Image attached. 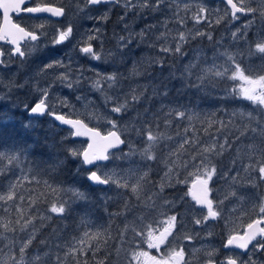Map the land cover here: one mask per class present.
<instances>
[{"label": "trees", "instance_id": "16d2710c", "mask_svg": "<svg viewBox=\"0 0 264 264\" xmlns=\"http://www.w3.org/2000/svg\"><path fill=\"white\" fill-rule=\"evenodd\" d=\"M205 1L226 5L223 1ZM259 21L258 16L253 30L242 42L241 51L227 52L235 57L236 62L240 63L249 75L264 74V58H261L259 53L253 55L250 48L251 42L257 37L255 31L257 33L262 28ZM213 22L212 19L202 24L206 25L207 29L215 31L214 38H218L219 28L222 25L215 26ZM189 40H192V45L188 42L185 47L193 46L194 42L204 47L202 55L194 63L196 68L191 75L186 72L182 61L179 64L176 56L173 60L169 57L160 68L157 63L148 70H144L143 67L138 70V67L146 62V55L150 54L152 46L149 44H146L148 51L143 43L136 45L134 52L128 54L124 60L118 61V57L114 59L110 57V60L102 58L104 60L99 61L101 63L96 68L101 72L97 73L117 74V81L133 86L134 95L141 99L130 102L128 108L119 115L107 113L106 106L103 108V113L107 114L103 119L92 118L88 111L86 116L78 115L102 132L109 130L105 123L107 120H116L119 126L128 130V133L123 134L126 141L123 148L130 145L147 146L148 143L154 145L145 155V158L147 155L154 157V159L146 158L150 167L149 177L145 180L146 186L150 190V200H157L150 204L144 200L148 197L147 193L139 195L129 189L122 193L120 189H117L116 194H110L106 186L92 185L87 179V172L80 166L79 160L68 156L64 150L72 145V141L61 142V137L67 135L68 129L58 127L47 115L32 127L25 128L28 120L24 105L33 103L36 98L35 93L23 96L20 99V105L14 100L17 98V93L10 95L11 99L13 98L11 104L9 102L6 105H0V115H3L5 119L11 117L8 127L0 128V141L9 144L18 143L22 147L31 146L28 154L22 157V168L38 170L41 175L36 177L37 181L46 180L54 187L64 190L59 197L66 202V211L63 214L51 213L48 218L47 207L52 202L50 191L42 182L33 181L29 174V179L20 181V195H23L25 199L21 201L16 198V207L10 208L5 214L11 216V219L7 218L6 222V225L11 227H14L11 223L12 217L18 215V210L24 212L26 216L34 217L32 224L37 235L33 239L32 247L39 249L42 255L50 254L49 258L41 264H55L57 256L67 257L63 264H75L77 259L80 264H97L100 260H103L104 264H133L129 256L130 239L135 238V232L138 231L137 228L133 231L131 226H125L122 217L131 214L135 215L134 218L140 214H144L145 218L152 217L159 212L157 207L161 206L162 200H171L175 197L178 187L166 189L163 192H159L158 187L166 167L167 158L163 155L168 145L182 135L187 134L190 137V140L181 146V162H184L186 159L193 160L196 157L202 160L205 149L200 145L211 142L215 147L213 153L216 157L211 159V166L217 168L226 163L230 155V141L233 138L258 131L264 135V111L262 108L261 110L254 108L261 106L249 102L240 94L236 86L237 81L216 77L214 73L206 71L213 64L219 65L225 61L221 55L223 52L220 54L216 52V49L212 47L214 41L211 42L206 37ZM131 68L134 69L133 73L130 72ZM86 69L91 70L89 66ZM149 71H156V73L150 75L146 84H142L140 73L147 74ZM87 73L85 76L87 79L83 83L81 81L77 89L84 92L86 97H90L88 92L94 93V104L88 107L95 110L100 104L108 105L104 94L94 91L91 87V81L96 78V73L94 71ZM114 88L115 86L106 88V94L114 91ZM70 96L72 97V94ZM165 104L166 106H163ZM180 112L185 115L178 116L177 113ZM148 132L152 134L151 139H146ZM221 144L224 146L221 147ZM238 154L239 152H236V156ZM246 157L254 164H264L263 157L256 158L250 155ZM244 160L248 162V159ZM73 188L84 195L70 199L69 203L66 200V193ZM29 197L37 201L41 211L34 212L28 207ZM152 205L156 209L150 208ZM79 212L93 215L92 219L96 221L95 228L89 232L94 235L85 239L83 246L98 249L95 253L81 251L77 255L76 252H70L72 241L84 230L80 225L83 219L73 216ZM3 216L0 214V218ZM14 229L17 228L14 227Z\"/></svg>", "mask_w": 264, "mask_h": 264}, {"label": "rangeland", "instance_id": "374dc122", "mask_svg": "<svg viewBox=\"0 0 264 264\" xmlns=\"http://www.w3.org/2000/svg\"><path fill=\"white\" fill-rule=\"evenodd\" d=\"M121 2L122 0H119V3L117 5H111L106 11L107 13L117 6L115 8V15L113 13L111 17H109L110 15L108 17L110 18V20H112V22L115 23L116 27H118V30L114 27V29H112V33H109L110 41L113 43V37L115 41L108 50H104L102 52L105 57L111 55L113 59L114 57H118V61H120L124 60L128 56V54L134 52V49L137 47L136 45L143 43L147 48L146 51L149 50L146 44L151 45L152 49L150 50V54L146 55V62L143 64V66L138 67V70L141 69V67H143L144 70H148L152 67V65L157 63L160 68L162 64L164 66V62H166L169 57L170 60H173L175 56L177 57L179 64L180 61H182V64L185 67H187L190 63L194 64L195 61L202 55L204 47L200 43L196 42H194L195 44H193V46L191 47H185V45L188 44V42H191L192 45V40L189 39H197L198 37L190 36L189 39L184 42L181 53H164L161 52L160 49L164 47H174L175 38L178 37V34L180 32H184L186 35H189V33L194 35L197 31H209V29L205 27L206 25L202 24L207 20L211 21L213 19V25L215 26L219 24L222 25V27L219 28L218 38H214L215 31H211L213 36V40L211 42L214 41L212 43V47L213 49H216V52H218L219 54L220 52L227 53L228 51L232 52L234 50L241 51L240 48L242 46V42H244L245 40L241 39L240 36H243L245 33H247V35L250 34V31L253 30L255 20H257L258 16L260 17L259 22L261 23L262 28L257 33L255 31V36H264V14H261L262 10H264V0H257L256 13H254L253 15L243 13L240 15V19L238 21L232 20L230 18V9L228 8V6H224L219 2H214L213 4H211L205 0H165L160 9L156 12H152L151 10L141 12L138 8L127 12V8H123ZM237 2L239 3V0H237ZM186 5L188 6L187 11H185ZM201 5L211 11L210 15L207 11L201 13L204 18L197 22L192 19V17L197 13L198 8ZM250 6L255 5H251L248 3V0H245L244 7L247 8ZM227 11L228 15H226ZM125 12H127V15H125ZM122 17L124 19H121ZM78 20H80L81 22L84 21L86 23L83 24L82 22L81 24H79V26H82L84 28L79 29V34L76 33V35L70 42H65L63 45L58 46L52 44H40V47L37 49V55L34 58V69L28 77L29 83L31 81L34 82L33 84L38 82V87L44 88L48 87V85H51L53 87L54 83L58 82L55 80L56 75L59 74L58 72H49L47 77H42L39 74L42 65L52 59H62L65 61V63L71 61L72 68L74 69L75 65L71 58L72 46L78 40H80L85 33L94 34L92 30L100 28L103 35L101 37V40L99 41H102L103 43V39L106 36V29L105 27H102L101 24L96 23L99 19H97L94 24H88L89 22H94V19H83L79 17ZM216 20H219L220 22L217 24ZM181 21H183V23H181ZM192 21L194 22L193 24ZM244 25H248V27L245 28ZM236 29H241V33L240 36L237 37L236 41H233L231 33ZM142 30L144 32L143 37H141L140 35ZM121 36L125 37L126 46L124 47H121V45L118 43L119 37ZM129 40L130 43L128 44L127 41ZM66 53H69L70 55L66 56ZM168 54L170 55L168 56ZM31 55H33V53ZM161 61L162 63H160ZM219 65L224 66L225 61L220 63ZM97 67L98 66L94 67V69H96ZM77 68H79V66ZM74 72L78 73V69H76ZM97 72H101V70L97 69ZM130 72L133 73L134 69L131 68ZM79 73L81 72L79 71ZM153 73H156V71H149L147 74L140 73L141 83L146 84V82L150 79V75ZM74 78L75 76H73V79ZM51 80H55V82H52ZM0 82L2 83L0 84V97H3L0 98V102L5 99H11L10 95L15 94L18 89L16 87L13 88L9 86L12 84V82L6 83L2 80H0ZM24 83L25 81L23 82V84ZM64 86H66V84H64ZM236 86L237 90L239 91L243 86V81L237 80ZM134 90L135 89L133 86L127 83L122 84L120 81H117L114 91L108 93L107 95L118 97L121 100L128 99L130 103L131 96L135 94ZM68 92L74 93L75 95H72V97H63L60 96V94L57 92L55 96L67 98L74 105L78 115L82 114L86 116L88 111V114L92 118L103 119L106 114L110 112L109 109L112 106L110 103L104 106H101L100 104L99 107H95L96 109L94 108L95 110L88 107V105L93 106L94 104L93 101L95 97L94 93L92 92H88V96L90 97H86L84 95V92H80L79 89L68 90ZM78 96L82 97V99L77 100L76 98ZM139 99L141 98L139 97ZM249 102L253 103L250 100ZM105 106L107 109V113H103V108ZM163 106H166V104ZM260 106L261 107L257 106L254 108L258 110H261L260 108H262V111H264V106ZM65 110L66 113L72 111V109L68 108H65ZM112 114L119 115L115 113ZM110 129L112 128H109V130ZM115 129L118 130V132H120V134L122 135L124 133H128V130H126L122 126H119L118 124ZM258 132H254L252 134L248 133L247 136H238L230 141V155L227 157L225 164L219 165L217 168H215V182L210 184V187L213 190L212 193H210V197L214 201V209H216L215 205L217 202L223 201V203L220 205L223 211V218L219 220L209 219L201 225L194 224V219H198L203 215H206L207 210L199 207L189 192V189H191L192 179H194V177L190 178L186 184H177L176 181L177 179H185L189 173L198 171L205 165L212 167L211 159L216 158L213 153L215 147L211 142L203 143L200 146L204 147V149H207V151L204 150L205 156L202 160H198L196 157L193 160L186 159L184 162H181V146L184 143L188 142L190 140V137L187 134L182 135L179 138L175 139L172 144L167 146L166 152L163 156L167 158L166 165L171 166L173 169V172L169 174V176H171L172 178L165 176V172L167 171V167H165L159 180L158 187L160 188L161 183H164L166 185L164 190L178 187L179 189L176 190L175 197L171 200H162L161 206L157 207L159 212L153 214L152 217L148 216L147 218H145L144 214H140V216L136 217V219L134 218L135 215L131 214L128 216L123 215L122 218H124L125 221L123 222L124 225L131 226V229L133 231L135 230V228H137V231L139 232L140 230H143L144 225H152L154 236H158L159 232L162 231V227L160 223H153V221H167L170 216H176V227L173 229L175 238L172 239L171 237H169L168 249H166L164 246H161L160 249H150L146 242L142 243L143 237H132L130 239L131 247L129 249V256L132 259L133 264H151L149 257L156 256L160 258V256L164 255L165 251H168L169 249H176L178 247L184 248L185 258L189 263L192 260L191 253L194 251H200L202 253V257L206 256L208 258L209 253H213L215 255L216 251L218 250V246L222 245V241L225 238H228L230 234L242 233L243 229H241L239 225L249 222V218H252L253 214L258 212V208H256L255 206L264 202V188L260 189L261 179L259 178L258 172V168L262 163L254 164L251 159L246 157L250 155L251 157L264 158V139H262V136L264 135ZM76 145L79 146V141H76ZM153 146L154 145H151L150 143H148L147 146L130 145L126 148H121L120 150L113 152V154L111 155V160L108 163V170L114 172L118 179L126 177L129 174L133 175L134 177L141 176L144 171L150 170V167L145 158V155L148 151L145 152V149L150 150V148H152ZM223 146L224 144H221V147ZM231 152L233 153L231 154ZM236 152H239L237 156ZM244 159H248V162ZM21 165L22 163L19 165V168H22ZM20 176L21 172L18 169L15 173V176L10 175L8 179L12 180L15 183L16 180L20 178ZM133 182L135 181L133 180ZM7 183L8 180H0V185H3L5 190ZM146 184L147 183L145 181H141V185L139 186L136 193H139V195L147 193L148 197L144 198V200L146 203L150 204L157 200H150V190L147 188ZM262 184L264 185V181ZM117 189V187L112 186L109 190V193L116 194ZM119 189L122 193H124L128 189L131 190V188ZM20 193L21 191L19 189L18 194L20 195ZM73 198H75L73 193L67 191L66 200L70 203V199ZM165 201H167L168 203L165 204ZM0 205H2L0 207L3 208V211H0V214L4 215L0 218V246H4L2 247V249H0V264H8V255H6V253L10 254L12 244L14 242H19L26 239L27 236L31 234L30 232L33 229L29 228L26 230L29 232L21 231L20 226L14 224V222L19 218L18 215L12 217L11 220L12 225L17 229L15 231L11 230V228L6 229L4 226L7 224V218L11 219V216L5 215V212H7L11 207L8 203H5L3 201H0ZM179 206H182V208L180 209ZM150 208L154 209L155 207L154 205H152ZM79 213H75L73 216L83 219V221L80 222V225H82V229H84L83 226H85V229L82 231L79 237L75 238L72 241L70 248L77 246L83 247L85 242L83 243V245H78V242L82 238H84V234L86 231L90 232V230L95 228V223L92 220L93 215L83 212ZM181 224L183 226H181ZM216 225L220 229L223 228L221 238L218 237L214 231ZM146 232L147 230H145V235ZM209 233L211 234L209 235ZM188 234H191L193 238L190 240H185L184 236ZM36 235L37 231L35 230V236ZM30 249L31 251L29 252V255L34 254L37 251L40 252L39 249L32 247V244L30 245ZM134 252H148L149 257H141L138 261L133 257ZM259 257H262L261 253L259 254ZM252 258L260 261V259L258 260V258L256 257V254ZM247 259L248 257L246 258V260ZM181 264H183V262H181Z\"/></svg>", "mask_w": 264, "mask_h": 264}, {"label": "snow or ice", "instance_id": "6c2138e0", "mask_svg": "<svg viewBox=\"0 0 264 264\" xmlns=\"http://www.w3.org/2000/svg\"><path fill=\"white\" fill-rule=\"evenodd\" d=\"M165 2V0H122V7L127 8V12L132 11L133 9L138 8L141 12L146 10H151L152 12H156L160 9L161 5ZM32 0H0V10H2L3 20L5 23H9L11 20L10 14H16L19 16L21 13L32 14L33 16H39V14L43 13H51L54 17H65L67 15V8L64 6V0H60V6H45V7H33L26 6L30 5ZM105 3V0H75V7L77 12H87L90 6L102 5ZM120 3V4H121ZM245 0H226L227 6L230 7V18L232 20H239L241 13H246L249 15H253L257 11V0H248V3L255 6L244 7ZM188 10V6H185V11ZM208 12L210 15V11L206 9L203 5L198 8L197 13L192 17L195 21L199 22L204 17L201 13ZM125 12V15H127ZM264 14V10L262 13ZM228 15V11L226 12ZM89 19H93V17L89 16ZM97 19L101 21H105L108 19V14L104 13L102 16ZM121 19H124L123 17ZM220 21L216 20L218 24ZM183 23V21H181ZM245 28L248 25H244ZM11 30L0 29V40H8L10 44L14 45L13 48L5 51L2 47H0V66H7V61L11 60L13 56H18L22 58H26L27 56L32 54L34 49H38L40 47V41L42 39L47 38V33L45 31V24H36L29 25L28 30L25 27H21L19 24H11ZM92 32L94 34L85 33L80 40L77 41L73 47L78 50L80 53L87 55L91 60L101 61L104 57V54L101 51H97L94 47L93 42L97 40H101L103 35L102 30L100 28L93 29ZM241 29H236L231 33V37L233 41H236L237 37L240 36ZM76 35L74 31V25L72 23H68L66 26H62L59 29L55 30V35L52 36L49 41L52 45H63L65 42H70L74 36ZM141 37H143V30L140 33ZM190 36L193 37H206L208 40L212 41L213 36L211 30L207 32L197 31L195 34L189 33L186 35L184 32H180L178 37L175 38L174 47H164L161 48L160 51L164 53H181L183 49L184 42L189 39ZM241 39H247V33L243 36H240ZM26 40L30 42H34L31 47H28L26 50H22L20 41ZM118 43L121 47L126 46L125 37H119ZM130 43V40L127 41ZM102 44V41H101ZM251 52L253 55L259 53L261 54V58H264V36H257L250 44ZM254 49V50H253ZM225 59V65L220 66L213 64L206 71L212 72L216 77H224L231 79L233 81H243V86L239 90L240 94L243 95L246 99L252 101L255 104H259L264 106V74L257 75H249L241 66L240 63L236 62L234 56L229 53L221 54ZM7 58V59H5ZM162 63V61L160 62ZM196 68V64L190 63L186 67V72L191 75L192 71ZM49 72L59 74L56 75L55 80L60 83L66 84L67 88L74 89L78 88L81 85L82 80H86L87 78L83 77L82 73L76 74L72 68L71 61L65 63L62 59H52L49 62L44 63L40 68V75L42 77H47ZM73 76L75 78L73 79ZM55 82V81H53ZM117 84V74H105V73H96V78L91 81V87L94 91L104 94L105 102L110 103L112 106L109 109L111 113L120 114L124 112L129 105L128 99L121 100L118 97L109 96L106 94V88H113ZM22 86V85H21ZM166 94V93H165ZM36 98L34 99L32 104L24 105L25 112L27 113L26 119L28 120V124H26L25 128H30L33 126V121L38 120L42 116L52 117L54 121L58 122L57 126L63 128L67 127V135L61 137V142L68 140L72 141V145L65 148L64 150L67 152L68 156L74 157L80 162V166L88 173L87 179L89 182L104 185L109 190L112 186L123 189L131 188L133 193L138 191L139 186L141 185V181H145L147 177H149V171H144L141 176L134 177L129 174L126 177L117 178L116 174L111 170H108V163L111 159V151L115 148H120L122 145H125V141L117 135L116 131H109L106 135H102L98 129L89 128L83 119L78 118V114L75 110L74 105L67 99L60 100V108H68L72 109V111L67 113H61L59 109L50 103L53 93L51 91V85L48 87H37L35 92ZM3 98V97H0ZM77 100H81L82 97L78 96ZM139 97L133 95L131 96V102H137ZM178 116L185 115L180 112L177 113ZM11 122V117L7 119L4 118L3 115H0V128H7L9 123ZM109 128L115 129L117 127L116 120H107L105 122ZM86 137L87 139H81ZM152 134L148 132L146 135V139H151ZM76 141H79V146L76 145ZM86 145V146H85ZM31 146L22 147L18 143L9 144L4 141H0V179L8 180L6 190L3 185H0V201L8 203L11 208L16 207V198L23 201L25 197L23 195L18 194V190L20 188V181L29 179V174H31V179L36 181L37 183H43L44 187L50 191L52 202L47 207V213L49 214L48 218H50L51 213L63 214L66 211V202L59 197V194L64 191L62 188L54 187L49 184L48 181H37L36 177L41 175L38 170L33 168H19V165L22 163L21 157H25ZM148 150L145 149V152ZM207 151V149H205ZM147 159H154L151 155L146 157ZM56 167V166H54ZM167 171L165 172V176L172 178L169 176L170 173L173 172L171 166H167ZM19 169L21 172L20 178L16 180L14 183L12 180H9L8 177L15 176L16 171ZM95 169V170H92ZM259 178L261 181H264V164L258 168ZM216 176V169L214 166L209 167L205 165L202 169L189 173L185 179H177V184H186L190 178L192 179V188L189 189V192L192 194L193 199L197 204L204 205L207 209L206 215H203L201 218L194 219V224L201 225L209 219H222L223 211L220 205L223 201H219L216 203V209L214 210V201L210 198V193H212V188L210 184L214 183V177ZM133 180L135 182H133ZM166 185L161 183L159 192H163ZM193 189H198V191H193ZM68 191L72 192L75 197H83V193L77 191L76 189H69ZM187 195V194H186ZM168 202L165 201V204ZM35 205V207H33ZM28 207L34 211H41L39 204L36 200H32L29 197ZM258 208V212L255 213L257 218H249L250 222L246 224H240L239 227L243 229L242 235H232L230 234L227 238L225 248H230L235 245L239 249H244L246 251L240 253L236 256H225L223 259H218L213 253L208 254L207 264H264V261H257L252 257L257 252H264V202L255 206ZM0 211H3V208L0 207ZM7 214V212H5ZM19 218L14 222V224L20 226V230L23 232L26 231L30 227L33 229L30 235L27 236L26 239L14 242L11 246V252L8 255V264H41L42 261H46L49 258V253H41L39 251L34 254L29 255L31 251L30 245L35 238V229L32 224V219L34 217L26 216L24 212L18 210ZM21 221H23L21 223ZM177 217L170 216L167 221H153V223H160L162 227V231L159 232L158 236H154L152 225H144L143 230L139 232H135L137 237H143L142 243H147L148 247L160 249L161 246H164L168 249L169 237L172 239L175 238V234L173 229L176 227ZM181 226H183L181 224ZM6 229L15 230L14 227L10 225L4 226ZM145 230H147L145 235ZM98 234V233H96ZM211 233H209L210 235ZM94 235L93 233L85 232L84 238H82L78 245H83L84 239L91 238ZM261 237V239H257V237ZM193 236L191 234L185 235V240L192 239ZM43 243V242H41ZM251 244V248L249 245ZM4 246H0L2 249ZM95 248H84V247H72L70 248V252H76L77 255L81 251H97ZM243 256H247L248 259H242ZM133 257L140 260L141 257H149L148 252H134ZM67 257L57 256L55 264H63V261ZM152 261V264H189L188 260L185 258V252L183 247H178L176 249H169L165 251L164 255H162L159 259L152 256L149 257ZM75 264H80L79 259L76 260ZM97 264H104L103 260L97 262Z\"/></svg>", "mask_w": 264, "mask_h": 264}, {"label": "flooded vegetation", "instance_id": "af4514ba", "mask_svg": "<svg viewBox=\"0 0 264 264\" xmlns=\"http://www.w3.org/2000/svg\"><path fill=\"white\" fill-rule=\"evenodd\" d=\"M119 3V0H105V3L102 5H96V6H90L89 10H87V12H77L76 7H75V0H64V6L67 8V15L65 17H54V16H49V15H39L37 16H33L32 14H27V13H21L19 16H17L16 14H10L11 16V22L14 24H19L21 27H25L26 30H28V26L29 25H36V24H45V31L47 33V38L46 39H42L40 41V44H51L49 41L51 40L52 36L55 35V30L61 28L62 26H66L68 23H72L74 25V31L75 33L79 34V29H83L84 27L79 26V24H81L84 21H80L78 20L79 17L83 18V19H88L89 16L93 17L94 22H89L88 24H94L97 20L98 17L102 16L104 13H106V11L108 10V8L115 4L117 5ZM44 5H51V6H55L58 7L60 6V0H32V3L30 5H26V6H33V7H40V6H44ZM117 7V6H116ZM114 7V9L116 8ZM111 10L108 11L107 14L109 17L112 16V14L114 13L115 15V10ZM0 13H2V10H0ZM108 17L107 20L105 21H101L98 20L96 23L97 24H101L102 27H105L106 29V36L103 39V43L101 44V42L99 40L94 41V47L97 51H101V47H102V51L104 50H108L110 48V46L113 45V43L110 41V34L112 33V29H114V27L118 30V27H116L115 23L112 22V20H110V18ZM3 24V17L2 15H0V29L2 27ZM115 39H116V35H115ZM114 37H113V42H114ZM34 42H30V41H20L21 44V48L22 50H26L28 47H31L32 44ZM77 43V42H76ZM75 43V44H76ZM0 47H2L5 51L13 48L14 46L12 44L9 43L8 40H0ZM33 55H29L26 58H22V57H18V56H13L11 60L7 61V66H0V80L6 82V83H11V85H9L10 87H16L18 89L17 93V98H14V100H16V104L18 103L20 105V99L30 93H35V88L38 87V82H36L35 84H33L34 82L31 81L30 83L28 82V77L30 76L29 74L32 72L33 68V64H34V58L37 55V49H34L32 51ZM66 56H69V53L65 54ZM110 57H112L111 55L103 57L105 60H110ZM71 58L74 62V71L76 69H78V73L79 71L83 74V77L86 76L88 71L91 72H95L97 73V69H94V67L98 66L101 62L99 61H94L91 60L87 55L80 53L78 50H76L73 46H72V54H71ZM7 59V58H5ZM79 66V68L77 67ZM89 66V68L91 70H85V68ZM23 73V74H22ZM21 76V77H20ZM33 79V78H31ZM35 79V78H34ZM25 81V83L23 84V82ZM52 82L55 80H51ZM85 80H82V83ZM29 83V84H28ZM0 84H2L0 82ZM22 85V86H21ZM49 86V85H48ZM75 90H77V88H74ZM68 90H73V89H69L67 88V86H64L63 83H60L59 81L57 83H54L51 91L53 92V96L52 99L50 101V103H52L53 105H55L59 111L61 113H66L65 108H60V100L64 99L61 97H56V93L58 92L60 94V96H70V94L75 95L74 93H69ZM15 93V94H16ZM12 99H5L2 100V102H0V105H6L9 102H12ZM45 118V116L40 117L38 120L33 121V124H36L37 121H39L40 119ZM49 119H51L52 122H55L53 120L52 117H49ZM7 119V118H6ZM263 181L260 182V189L264 188V185L262 184ZM197 204V203H196ZM179 208L181 209L182 206H179ZM179 209V211H180ZM207 210L206 208H202ZM217 210V209H214ZM252 218H257L255 214H253ZM93 220V219H92ZM216 220V219H215ZM219 220V219H218ZM250 222V221H249ZM85 223V222H84ZM96 223V221L94 222ZM218 224V223H217ZM82 227V226H81ZM85 229V226H83ZM215 233L217 234L218 237H222V232H223V228H218L216 225V228H214ZM234 234H243L242 233H234ZM232 234V235H234ZM257 239H261V237H257ZM227 238H225L222 242L223 244L218 246V250L215 253V256L218 259H223L225 256H236L239 255L240 253L246 251L244 249H239L236 246H231L230 248H225L224 245L226 244ZM249 248H251V244L249 246ZM261 253L262 257H259V254ZM156 257V256H154ZM161 257V256H160ZM256 257L258 258V260L260 259V261H264V253L262 252H257L256 253ZM157 259H159L158 257H156ZM191 262L189 264H207L208 258L206 256L202 257V253L200 251H194L191 253ZM247 256H243L242 259L246 260ZM151 261V260H150ZM152 264V261H151Z\"/></svg>", "mask_w": 264, "mask_h": 264}, {"label": "water", "instance_id": "95a60500", "mask_svg": "<svg viewBox=\"0 0 264 264\" xmlns=\"http://www.w3.org/2000/svg\"><path fill=\"white\" fill-rule=\"evenodd\" d=\"M108 1H111V0H108ZM216 1H223L225 4H226V0H216ZM234 2H235V0H234ZM238 3V2H237ZM227 5V4H226ZM45 6H51V5H44V6H40V7H45ZM53 7H55V6H53ZM228 8L230 9V7L228 6ZM241 14H243V13H241ZM241 14H238V15H241ZM39 15H49V16H52L51 15V13H43V14H39ZM11 24H14V23H12L11 22V20H10V22L9 23H5V21L3 20V24H2V27H1V29H4V30H11V31H15L14 29H11L10 28V25ZM23 41V40H22ZM14 46V45H13ZM80 119H82V118H80ZM55 123L56 124H58V122H56L55 121ZM84 123L89 127V128H92V129H98V128H96V127H93V126H90L88 123H86V121L84 120ZM67 127H70V126H64L63 128H67ZM100 132H101V134L102 135H106L107 133H103L100 129H98ZM110 131H116L117 132V135H119L124 141H125V139L122 137V135L120 134V132H118V130H116V129H112V130H110ZM81 139H84V140H86L87 138L86 137H84V138H81ZM121 148H123V145L120 147V148H115V149H112V150H110L111 151V153L112 152H114V151H116V150H119V149H121ZM92 170H95V169H92ZM87 176H88V174H87ZM91 183V182H90ZM92 185H97V184H94V183H91ZM97 186H104V185H97ZM191 188H192V184H191ZM193 191H198V189H193ZM191 194V193H190ZM191 196H192V194H191ZM192 198H193V196H192ZM211 198V197H210ZM199 207H202V208H206L204 205H200V204H197ZM234 235H242V234H234ZM233 246H235V245H233ZM250 246V245H249Z\"/></svg>", "mask_w": 264, "mask_h": 264}, {"label": "bare ground", "instance_id": "6f19581e", "mask_svg": "<svg viewBox=\"0 0 264 264\" xmlns=\"http://www.w3.org/2000/svg\"><path fill=\"white\" fill-rule=\"evenodd\" d=\"M106 66V65H105ZM23 74V73H22ZM88 74V73H87ZM21 77V76H20ZM52 87V86H51Z\"/></svg>", "mask_w": 264, "mask_h": 264}]
</instances>
